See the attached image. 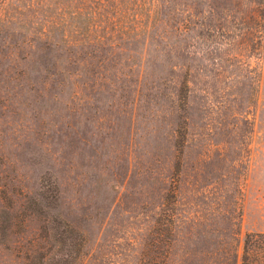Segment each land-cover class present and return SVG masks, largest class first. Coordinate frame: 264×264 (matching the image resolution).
<instances>
[{"label":"rangeland","instance_id":"rangeland-1","mask_svg":"<svg viewBox=\"0 0 264 264\" xmlns=\"http://www.w3.org/2000/svg\"><path fill=\"white\" fill-rule=\"evenodd\" d=\"M52 233L74 264H246L264 0H0V264Z\"/></svg>","mask_w":264,"mask_h":264},{"label":"trees","instance_id":"trees-1","mask_svg":"<svg viewBox=\"0 0 264 264\" xmlns=\"http://www.w3.org/2000/svg\"><path fill=\"white\" fill-rule=\"evenodd\" d=\"M51 235L61 247L56 256L44 260V264H74L77 254L71 255L70 245L74 246L75 244H72L74 242L78 246L81 245L80 236L76 242L71 240L70 233H52ZM241 259L243 263L246 261V264H264V233H246L244 235Z\"/></svg>","mask_w":264,"mask_h":264}]
</instances>
